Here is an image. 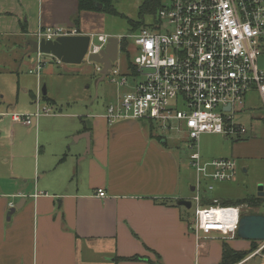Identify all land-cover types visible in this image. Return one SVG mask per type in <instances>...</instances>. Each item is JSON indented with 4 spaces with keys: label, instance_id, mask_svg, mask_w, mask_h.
Here are the masks:
<instances>
[{
    "label": "crops",
    "instance_id": "obj_1",
    "mask_svg": "<svg viewBox=\"0 0 264 264\" xmlns=\"http://www.w3.org/2000/svg\"><path fill=\"white\" fill-rule=\"evenodd\" d=\"M10 1L9 9H16V3L26 9L31 3L38 9L44 2L53 3ZM75 5L76 13H96L79 11L77 0ZM5 8L0 5L2 12L8 10ZM35 16L33 31L39 27H62L57 20L46 22L40 10ZM73 26L66 27L77 36L87 35L90 42L91 34L80 29L79 19ZM22 28L27 32V27L20 25L21 33L25 32ZM117 38L119 56L126 45L121 37ZM40 56L37 53V60ZM41 69L35 73L37 77ZM126 69L128 76L132 61L128 60ZM100 70L98 65L99 73ZM243 116L239 120L247 131L235 141L248 136ZM82 119L70 132L56 135V150H45L42 166L37 165L33 175H24L23 164L17 162L11 170L7 169L8 178L0 177V264H220L224 245L234 252H248L236 264H264V254L255 253L260 246L251 251L254 242L260 245L264 241L242 240L237 234L233 240H225L217 233L206 237L196 232L194 213L189 212L192 207L195 210L193 198L199 192L200 206H213L217 199L205 201L204 197L217 181L201 178L197 191L196 172L188 161L181 163L177 145L173 149L168 146L169 135L155 134V127L146 121L109 123L105 113H92ZM34 124L32 118L30 126ZM185 171L194 174V183H189ZM205 180L208 183L203 186ZM98 190L105 196L99 197ZM257 193L235 201H217L221 207L242 208L240 218L264 216V197ZM247 198H257L259 202L244 214L247 204L234 203ZM178 201L189 202L190 207L178 205ZM18 205L20 208L8 219L9 211Z\"/></svg>",
    "mask_w": 264,
    "mask_h": 264
},
{
    "label": "built area",
    "instance_id": "obj_2",
    "mask_svg": "<svg viewBox=\"0 0 264 264\" xmlns=\"http://www.w3.org/2000/svg\"><path fill=\"white\" fill-rule=\"evenodd\" d=\"M156 18L152 29L128 36L137 52L128 76L139 74L141 80L107 107L105 118L109 123L146 121L163 134L191 142L195 152L189 164L198 177L197 191L201 178L228 181L235 162H202L195 142L204 134L231 140L244 136L247 129L239 117L251 92L259 96L264 111V67L258 66L264 57V0H162ZM32 36L39 43L77 34L64 27H39ZM107 39L91 35L85 57L99 54ZM42 63L37 60L36 73ZM109 74L118 73L111 69ZM118 84L126 87L128 78L122 75ZM23 118L12 115L14 122L32 124V118ZM98 196L105 193L98 190ZM193 201L196 232L234 239L242 208L221 207L217 200L203 208L199 192ZM262 249L264 242L255 253Z\"/></svg>",
    "mask_w": 264,
    "mask_h": 264
},
{
    "label": "rangeland",
    "instance_id": "obj_3",
    "mask_svg": "<svg viewBox=\"0 0 264 264\" xmlns=\"http://www.w3.org/2000/svg\"><path fill=\"white\" fill-rule=\"evenodd\" d=\"M2 4L8 10L2 12L0 9V177L8 178L7 169L17 162L23 164L24 175H33L37 165L42 166L45 150L48 153L56 150V135L70 132L72 127L81 124L80 120L86 115L105 113V109L114 104L118 96L130 89L119 86L122 75L129 79L130 86L141 80L138 74L131 82L132 78L125 73L128 60L131 62L137 54L128 37L134 33L129 22L152 29L157 11L154 15L140 16L142 0H111L115 15L107 12L76 13L75 0H53L51 5L44 2L39 9L32 3L28 9L20 3H16V9H9L12 4L10 0H1ZM39 10L46 22L57 20L62 27L72 28L74 21L78 22L79 19L80 29L85 33L121 37L126 46L113 67L118 74H109L100 80L98 65L86 59L80 65H69L41 54L40 61L45 65L41 66L37 77V54H30L27 44L34 40L35 14ZM20 25H25L27 32L21 33ZM258 66L264 67V58L258 60ZM245 109L243 122L247 125L248 136L243 141L204 134L195 142L196 151L204 162L219 159L236 162L234 177L229 181L212 183L213 190L205 194V201L242 199L255 195L257 187L264 184L261 182L264 180V111L255 92L246 96ZM14 114L20 116L21 120H24L23 117L34 118V126L13 122L11 116ZM153 127L155 134H162L158 126ZM176 145L179 160L186 164L195 152V149H190L192 143L178 136H169L168 146L173 149ZM187 173L189 183H194V174L191 171ZM205 183H208L207 180L203 186ZM189 212L193 214L194 207ZM254 245L258 246V243L254 242L252 247Z\"/></svg>",
    "mask_w": 264,
    "mask_h": 264
},
{
    "label": "water",
    "instance_id": "obj_4",
    "mask_svg": "<svg viewBox=\"0 0 264 264\" xmlns=\"http://www.w3.org/2000/svg\"><path fill=\"white\" fill-rule=\"evenodd\" d=\"M119 39L117 37H109L107 44L99 54L91 55L87 58V61L101 67L100 80H103L112 68L113 63L118 57V45ZM89 45V37L83 36H69L61 37L56 41H41L37 43L34 40H30L27 44L31 54H44L50 55L56 58L59 62L69 65H80L84 59ZM45 94L44 89L42 90ZM257 195L264 197V185L257 187ZM178 205L190 207V203L186 201H178ZM19 205L12 208L8 213L12 215L16 209H19ZM237 237L247 241H264V216L261 215H244L240 218L238 228L236 231Z\"/></svg>",
    "mask_w": 264,
    "mask_h": 264
},
{
    "label": "trees",
    "instance_id": "obj_5",
    "mask_svg": "<svg viewBox=\"0 0 264 264\" xmlns=\"http://www.w3.org/2000/svg\"><path fill=\"white\" fill-rule=\"evenodd\" d=\"M111 0H77V7L79 11H90V12H107L115 15L114 9L110 5ZM162 0H142V4L139 7V15L151 14L154 15L155 12L160 8ZM101 8L99 9V7ZM133 27V31L136 32L144 26H139V23L129 22ZM22 31H25L22 28ZM259 199L257 198H247L245 200L237 201L234 205L247 204L250 207H256L258 205ZM260 246V245H258ZM254 245L251 251H254L258 247ZM264 254V249L261 251ZM248 255V252H234L224 245L222 260L220 264H236ZM137 258H131L134 260Z\"/></svg>",
    "mask_w": 264,
    "mask_h": 264
},
{
    "label": "flooded vegetation",
    "instance_id": "obj_6",
    "mask_svg": "<svg viewBox=\"0 0 264 264\" xmlns=\"http://www.w3.org/2000/svg\"><path fill=\"white\" fill-rule=\"evenodd\" d=\"M251 210H252V207H250V206H248V205H245V207H244V211H243V213L245 214V213H249V212H251Z\"/></svg>",
    "mask_w": 264,
    "mask_h": 264
}]
</instances>
